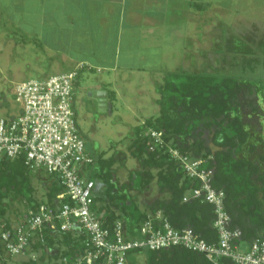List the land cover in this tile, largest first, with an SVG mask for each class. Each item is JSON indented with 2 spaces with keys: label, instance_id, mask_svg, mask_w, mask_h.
<instances>
[{
  "label": "trees",
  "instance_id": "1",
  "mask_svg": "<svg viewBox=\"0 0 264 264\" xmlns=\"http://www.w3.org/2000/svg\"><path fill=\"white\" fill-rule=\"evenodd\" d=\"M246 87L234 77H220L208 73H188L184 71L167 74L160 88L161 106L159 116L149 119L133 132L132 156L144 168L159 169L158 187L161 194H169V200H155L150 213L162 211L176 229L191 228L208 243L217 242L218 235L213 226L214 208L201 200L184 202L186 194L200 187L196 180H190L180 165L169 155L160 151L151 152L143 132L153 129L163 133L164 139L182 154L203 159V168L213 170L212 185L226 194L225 208L231 218L230 228L240 230L241 243L251 244L264 239V156L260 162L247 158V154L257 152V146L250 144V133L242 112H259L254 98L255 86ZM78 87V82L76 83ZM110 95V94H109ZM209 133V139L204 135ZM112 161L97 156L91 168L90 179L103 183V190L94 196L93 211L104 226L115 222H125L130 233L146 219L147 213L140 211L125 193L116 187ZM28 170L22 160L6 161L0 164V199L2 194L14 193L25 200L30 209L40 205L34 197ZM151 176L147 173L134 175V186L142 189ZM50 186L45 201L55 211L68 198L58 200L64 189L49 178ZM96 191V189H95ZM108 201L109 206H98ZM5 211L0 209V219ZM10 228L9 225H6ZM46 244L37 243L33 251L40 253L39 262L30 260L28 264H58L61 258L74 259L85 250V237L78 229L70 232L46 231ZM61 238L65 252L57 251L56 241ZM0 252L7 253L0 243ZM30 253V252H29ZM48 256V260L44 257ZM223 264H233L222 260ZM0 264H3L0 261ZM128 264H212L203 255L182 248L162 251L134 250L128 253Z\"/></svg>",
  "mask_w": 264,
  "mask_h": 264
},
{
  "label": "built area",
  "instance_id": "2",
  "mask_svg": "<svg viewBox=\"0 0 264 264\" xmlns=\"http://www.w3.org/2000/svg\"><path fill=\"white\" fill-rule=\"evenodd\" d=\"M77 72L16 85L13 96L17 109L0 118V164L22 160L31 173L44 172L63 189L58 200L69 199L56 211L46 202L29 209L17 226L7 228L0 219V243L12 257L33 251L37 243L46 244V231L84 235L85 250L74 259L66 257L58 264H128L134 250L162 251L182 248L203 255L212 264H264V239L241 243L240 230L230 228L225 208L226 194L212 185L213 170L203 168L205 160L182 154L163 133L143 132L151 152L169 155L200 187L185 195L183 201L201 200L214 208L213 226L218 239L208 243L191 228L176 229L162 211L150 213L133 233L119 220L104 226L93 211L96 182L90 179L96 156L87 150L75 109ZM144 125V123L142 124ZM40 255H31L39 262Z\"/></svg>",
  "mask_w": 264,
  "mask_h": 264
},
{
  "label": "rangeland",
  "instance_id": "3",
  "mask_svg": "<svg viewBox=\"0 0 264 264\" xmlns=\"http://www.w3.org/2000/svg\"><path fill=\"white\" fill-rule=\"evenodd\" d=\"M221 1L230 12L226 14V18L221 16L223 12H212L214 17L220 19L216 29L210 30L209 60L204 61L201 69L203 73L234 77L240 80L244 87L253 82L260 83L254 90V98L260 111L242 112L246 129L250 133L249 143L257 146L256 153L246 156L250 160L260 162L264 156V0H215L214 6L216 2ZM2 7L0 5V118H7L17 109L13 96L16 85L47 79L61 72L54 70L55 68L50 69V63L42 57L39 47L26 42L24 35L15 38L11 34L9 5H5L6 11ZM184 63L187 62L178 59L172 62L170 69L190 70ZM102 81L104 73H85L76 90L77 121L87 143V150L96 157L102 156L104 160L112 161L118 192L125 193L128 200L135 202L141 212L150 214L149 208L155 200H169L170 196L159 191V169L144 168L142 163L132 156V142L133 132L137 127L159 116L156 111L159 105L154 99L160 100L161 94L156 91L155 83L150 77L144 84L138 82L137 78L127 84L119 82L118 96L116 92H110L109 95L112 111L101 112L98 99L90 97V94L95 92L96 86L103 85ZM114 87L116 88L115 84ZM204 135L207 139L211 136L209 133ZM144 172L151 178H146L149 182H146L142 189H138L134 186V175ZM30 181L37 203L45 202L50 186L46 173H32ZM97 185L99 193L103 190V183L98 182ZM102 203L110 207L108 201H101L98 206H103ZM0 209L5 211L2 223L15 227L25 219L30 207L25 200L11 192L2 194ZM54 251H66L61 238L56 241ZM34 252L17 257L0 252V261L3 264H28ZM44 259L48 260V256Z\"/></svg>",
  "mask_w": 264,
  "mask_h": 264
},
{
  "label": "crops",
  "instance_id": "4",
  "mask_svg": "<svg viewBox=\"0 0 264 264\" xmlns=\"http://www.w3.org/2000/svg\"><path fill=\"white\" fill-rule=\"evenodd\" d=\"M214 1L0 0V5L4 11L9 5L11 34L39 47L50 69L78 73L76 90L85 73H104L94 91H106L110 103L119 82L137 78L144 84L150 77L159 92L170 72L203 73L208 36L220 19L212 12L224 18L230 12L223 1L215 6ZM178 59L190 70H171Z\"/></svg>",
  "mask_w": 264,
  "mask_h": 264
},
{
  "label": "water",
  "instance_id": "5",
  "mask_svg": "<svg viewBox=\"0 0 264 264\" xmlns=\"http://www.w3.org/2000/svg\"><path fill=\"white\" fill-rule=\"evenodd\" d=\"M90 97H94L99 101V108L101 112H111L112 111V104L108 102L107 92L105 91H95L94 93L90 94Z\"/></svg>",
  "mask_w": 264,
  "mask_h": 264
}]
</instances>
